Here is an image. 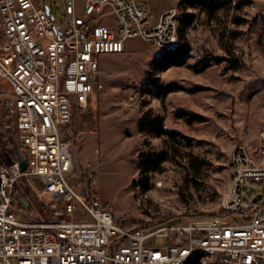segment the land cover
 I'll return each instance as SVG.
<instances>
[{"label": "built area", "instance_id": "built-area-1", "mask_svg": "<svg viewBox=\"0 0 264 264\" xmlns=\"http://www.w3.org/2000/svg\"><path fill=\"white\" fill-rule=\"evenodd\" d=\"M229 1L233 12L250 8L247 17L260 2L264 19V0ZM63 3L56 20L49 0H0L4 126L27 163L20 171L17 155H6L12 163L0 158V264H264L263 195L247 201L243 193L244 183L264 182V99L255 146L233 147L228 187L215 212L185 224L178 223L182 216L119 221L103 207L94 172L74 177L63 135L75 113L87 128L96 125L101 55L125 52L130 39L174 47L178 10L155 19L140 0ZM156 237L166 243H154Z\"/></svg>", "mask_w": 264, "mask_h": 264}, {"label": "rangeland", "instance_id": "rangeland-1", "mask_svg": "<svg viewBox=\"0 0 264 264\" xmlns=\"http://www.w3.org/2000/svg\"><path fill=\"white\" fill-rule=\"evenodd\" d=\"M49 1L59 20L63 0ZM140 1L153 18L178 2ZM255 8L248 17L243 13L250 8L240 14L221 8L216 20L198 14L186 34L190 53L182 65L162 69L158 57L166 49L141 39L128 40L123 53L101 55L104 89L96 125L87 128L75 113L63 136L71 144L74 177L82 176V168L94 172L100 201L117 220L137 225L182 216L178 223L185 224L219 208L229 183L230 152L240 142L253 148L262 123L264 19L260 2ZM4 101L0 95V132L10 142L6 150L0 146L6 161L7 150L22 151L4 126ZM148 121L159 123L157 135L148 131ZM153 154L163 160L151 171L142 168ZM243 189L247 201L262 194L264 210V182H246Z\"/></svg>", "mask_w": 264, "mask_h": 264}, {"label": "trees", "instance_id": "trees-1", "mask_svg": "<svg viewBox=\"0 0 264 264\" xmlns=\"http://www.w3.org/2000/svg\"><path fill=\"white\" fill-rule=\"evenodd\" d=\"M229 7H230L229 0H178L177 2L178 43L174 47L166 49L163 52V54H161L158 57V65L162 69H165L171 65L184 64L190 53V46L187 43L186 34L190 26L195 23L198 14L203 13L206 14L210 20H216L218 16V11L221 10V8H224L226 11H228ZM232 34L234 35L235 32H232ZM169 89H172V87H170ZM150 124H151L150 127L152 128L149 127L148 131H150V133H155V135H157L159 133V125H158L159 123L154 122ZM140 126L142 127L141 129L144 128L146 129L148 127L146 122H142V121L140 123ZM165 133H168V131L165 130ZM8 145H10V142L7 137V133L0 132V146L6 150L7 149L6 147ZM17 153H18L17 148L6 151V155L11 156L12 158L16 156ZM162 160H163V156L161 154H153L151 156H148L145 162H141L140 166L142 168L145 167L147 169H150L151 171V169H154ZM82 170H83L82 176L83 178H85L86 170L84 168H82ZM103 207L106 208L105 205H103Z\"/></svg>", "mask_w": 264, "mask_h": 264}, {"label": "water", "instance_id": "water-1", "mask_svg": "<svg viewBox=\"0 0 264 264\" xmlns=\"http://www.w3.org/2000/svg\"><path fill=\"white\" fill-rule=\"evenodd\" d=\"M17 158H18V161H19V168H20V171H24V170L27 168V163H26V160H25L23 154L20 153V152H18V153H17ZM7 161H8L9 163H12V162H13V159H12L11 157L8 156V157H7ZM260 198H261V194L257 195V196L255 197V200L260 199ZM22 202H23V204H24L25 206L28 205V201H27L25 198H22Z\"/></svg>", "mask_w": 264, "mask_h": 264}, {"label": "crops", "instance_id": "crops-1", "mask_svg": "<svg viewBox=\"0 0 264 264\" xmlns=\"http://www.w3.org/2000/svg\"><path fill=\"white\" fill-rule=\"evenodd\" d=\"M165 10H167V9H165ZM165 10H163V11H165ZM163 11H161L160 13H158V15L155 17V19L158 18V16H159Z\"/></svg>", "mask_w": 264, "mask_h": 264}]
</instances>
